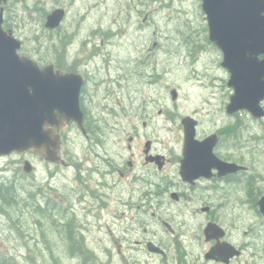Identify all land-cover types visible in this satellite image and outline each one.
<instances>
[{
    "label": "flooded vegetation",
    "instance_id": "1",
    "mask_svg": "<svg viewBox=\"0 0 264 264\" xmlns=\"http://www.w3.org/2000/svg\"><path fill=\"white\" fill-rule=\"evenodd\" d=\"M76 1L68 0L69 3ZM132 4L135 9L139 8L137 13L149 8L147 5L143 6L141 1ZM84 8L90 7L86 5ZM55 9L63 10L64 16L56 28L48 29L45 27L47 16ZM55 9L44 12L42 20L44 31L51 35L50 40L58 48L56 60L49 64L53 65L54 71L60 72L53 74L73 76L76 83L80 82L76 99L82 121L80 125L72 120L63 122L58 130L52 128L59 138L56 163L47 162L33 154H27V158L33 165L32 172L35 169L33 158L58 171L56 181H52L53 177L46 178L48 187L56 191L55 199H51L54 205L47 208L48 199L43 198L44 205L40 202L39 207L45 213H51L62 249L78 259V264H98L101 261H95L97 254L122 253L129 249L145 251L151 259L155 258L156 261L152 264H157L158 258L160 264H172L168 263L170 254L174 255L173 264H183L186 259L183 254L192 253L201 254L203 264H225L206 260L205 254L216 244H228L239 251L240 255L231 258L226 264H239L245 252L253 246L254 225L249 226L247 223L244 227L240 226L236 214H223V205L234 204L233 198L237 195L239 197V192L247 196V190H251L252 177L241 179L247 174L249 166L238 159L237 150L229 144V125L224 127L226 131L222 133L217 125L211 131L200 133L202 123L198 111L194 109L185 114H175L176 102H173V107L165 112L167 121L175 125L173 143H159L155 137L156 128L152 124L156 123L158 117H162V111L158 110L156 114L153 112L158 104L153 98H149L144 112L133 113V117L129 118L130 125L135 123L130 127L131 134L124 135L120 124L112 125L109 129V124L106 123L108 115H120L114 107V110L109 108L110 101H114L110 91L115 86L112 80L114 73L107 67L115 68L113 71L117 79L124 82L123 85H116L123 88L126 87L127 74L130 77L133 74L121 73L126 70L125 62H136L135 57L143 52H146L147 58L151 57L150 52H156L161 36L159 28L150 17L152 10L149 9L140 22H113L112 25L103 27L99 23L90 24L86 21L66 22L69 10L63 7ZM120 24L129 26L124 27V30ZM206 29V40L210 43L207 22ZM168 36L172 37L170 34ZM42 38L49 41L44 35ZM116 39L122 43L120 47L123 50V57H112L113 61L118 60L117 65L106 63V57L110 55L107 47ZM146 43L150 47L145 49ZM218 51L222 57V52ZM81 52L86 54L84 58L80 57ZM127 55L134 58L120 64L121 58L126 59ZM99 60H103L102 66L96 64ZM147 72L145 70V73L138 74L151 80L158 76V73ZM205 74L208 75L207 78L196 76L197 81L207 87L212 85L214 90L220 89L218 78L227 86L230 77L227 72L222 73L225 75L223 78L221 75ZM210 79L211 85L208 84ZM138 84L140 85L139 81ZM172 90L175 89L170 92ZM229 92L233 93L232 89ZM260 106L264 110V101ZM240 112L246 111L228 115V119L236 118V114ZM249 116L251 117L250 114ZM185 118L196 122V140L216 136L212 152L218 160L244 166L245 170L222 176L217 169L211 168L208 177L184 180L180 171L184 160L182 120ZM137 121L141 123L140 131L136 127ZM118 126L121 131L116 137H111L114 132H118ZM236 134L237 131L233 141L238 143L241 140ZM223 142L225 146L229 144L230 148L221 149ZM165 147L169 150H163ZM239 187L243 188L239 190ZM209 225L215 226L216 233H221V236L217 239L208 236L207 240L205 230ZM147 228L152 236L143 235L148 233ZM149 243L161 248L165 255L151 254L147 249ZM176 254L181 256L176 257ZM114 261L107 259L103 264H113Z\"/></svg>",
    "mask_w": 264,
    "mask_h": 264
},
{
    "label": "rangeland",
    "instance_id": "2",
    "mask_svg": "<svg viewBox=\"0 0 264 264\" xmlns=\"http://www.w3.org/2000/svg\"><path fill=\"white\" fill-rule=\"evenodd\" d=\"M140 1L143 6L147 5L149 8L146 7L142 13H137L139 8L135 9L132 3H140ZM86 5L90 8L85 9ZM4 7V18L9 17L7 22L10 25L4 28L10 29L14 37L21 41L19 54L32 59L41 67L56 60L58 53L57 46L49 38L51 35L43 29L44 12H50L55 7H63L69 10L66 22L86 21L108 27L113 22L123 23L130 20L140 22L145 13L151 9L150 17L159 28V32L158 29L156 31L161 36L159 39L157 37L159 44L156 52H150V58H147L146 52H143L135 57L136 62H125L126 70L121 73L133 74L132 77L127 74L126 87L123 88L120 85L124 82L117 79L113 71L115 68L107 67L111 73H114L112 80L115 86V89L110 91L114 101H110L109 108L114 107L115 111L120 113L119 116L108 115L109 118H105L106 123L109 124L108 128L120 124L124 135L131 134L130 127L135 123L130 125L129 118L133 117V113L144 112L150 101L149 98H153L158 103L153 112L156 114L158 110L162 111V117H158L156 123L152 124V127L156 128L155 137L159 143H173L176 134L173 131L175 125L169 123L165 115V112L173 107L171 105L173 102H176L175 114H185L194 109L198 111L202 123L200 133L215 129V125L222 133L226 131L224 127L229 125L227 129L229 144L237 150L238 159L249 166L247 174L241 179L247 176L252 179L251 190H247V196L239 192V197L237 195L233 198L234 204L223 205V214H236L240 226L244 227L247 223L249 226L254 225L253 246L245 252L239 264H264V216L258 213L257 207L258 200L264 194V120L255 121L246 112H240L236 114V118L228 119L230 117L225 113V105L231 92L222 79L218 78L220 89L215 88V90L211 85L212 79L208 82L211 85L208 88L197 81L196 76L207 78L208 75L205 73L221 75L223 78L225 75L222 73L227 72L220 66L222 57L219 51L206 40V21L201 11L200 0H77L74 3H69L68 0H9ZM128 26L120 24L124 30H126L124 27ZM167 32L172 36L171 38ZM42 35L49 41H45ZM35 36L37 38L34 41ZM121 44L116 39L107 47L110 55L106 57V63L118 64V60L113 61L112 57H123ZM148 47L150 44L146 43L145 49ZM85 55L83 52L80 53V57L84 58ZM130 58L134 56L127 55V58H121L119 63L122 64ZM102 61H96V64L102 66ZM145 70L148 71L147 73H158V76L151 80L138 74L145 73ZM134 80L137 81L133 83ZM117 83L120 85H116ZM171 89L177 92L175 101L171 99ZM118 127V132H114L111 137H116L121 131L120 126ZM136 127L140 131L141 123L137 121ZM238 130L242 133V140L236 143L233 137ZM222 137L224 138L223 134ZM229 144L225 146L223 142L220 145L221 149H229ZM175 147L177 148V145ZM163 150L169 149L165 147ZM24 160L29 161L27 154L22 156L13 153L0 158V186L13 185L17 191V198L11 205L4 203L0 198V252L7 257H13L16 264H78V259L62 249L61 239L55 231L51 213H45L39 207L40 202L43 204V198L48 199L47 208H51V204L54 205L51 199H55L56 191L48 187L46 178L53 177L52 181H56L55 175L58 171L33 158L35 169L31 174H25L22 171ZM242 188L239 187V190ZM147 229L148 233L143 235L152 236L149 228ZM96 256L95 261H101L98 264H103L107 259L115 260L113 264L140 262L152 264L156 261L145 251L130 249L122 253ZM173 256V254L169 255L168 263L173 264ZM177 256L181 255L176 254ZM183 256L186 257L183 264H203L201 254L192 253ZM157 264H160L159 258Z\"/></svg>",
    "mask_w": 264,
    "mask_h": 264
},
{
    "label": "water",
    "instance_id": "3",
    "mask_svg": "<svg viewBox=\"0 0 264 264\" xmlns=\"http://www.w3.org/2000/svg\"><path fill=\"white\" fill-rule=\"evenodd\" d=\"M0 0V158L10 154H33L47 162L58 161L59 138L57 130L63 122L74 120L79 125L82 115L77 94L80 87L73 76L60 75L52 64L40 68L33 60L20 56V40L10 29L3 28V6ZM205 15L208 38L222 52L221 67L229 73L227 86L232 89L226 114L248 112L254 119H263L264 110V0H200ZM64 12L53 10L45 27L56 28ZM176 100L175 90L170 92ZM180 174L184 180L208 177L211 168L219 175L245 170L236 164H227L213 155L216 136L202 141L195 139L196 122L185 118ZM33 165L24 160L22 171L30 174ZM258 212L264 216V194L257 202ZM215 226L205 230L208 236L218 238ZM150 253L165 255L164 251L149 243ZM240 255L228 244H216L206 254V260L222 263Z\"/></svg>",
    "mask_w": 264,
    "mask_h": 264
},
{
    "label": "trees",
    "instance_id": "4",
    "mask_svg": "<svg viewBox=\"0 0 264 264\" xmlns=\"http://www.w3.org/2000/svg\"><path fill=\"white\" fill-rule=\"evenodd\" d=\"M4 14H5V7H4ZM8 18H4L3 25L5 28H8L10 26L9 23L7 22ZM36 38L37 36L34 37V41L36 40ZM241 134H242L241 131L238 130L236 137L238 136L239 140H242ZM0 198L4 203L11 205L12 201L16 200L17 198V191H15L14 186L13 185H8L6 187L0 186ZM0 264H16V263L14 262L13 257H7L0 252Z\"/></svg>",
    "mask_w": 264,
    "mask_h": 264
},
{
    "label": "bare ground",
    "instance_id": "5",
    "mask_svg": "<svg viewBox=\"0 0 264 264\" xmlns=\"http://www.w3.org/2000/svg\"><path fill=\"white\" fill-rule=\"evenodd\" d=\"M191 80V79H190ZM207 87V86H206ZM208 88V87H207Z\"/></svg>",
    "mask_w": 264,
    "mask_h": 264
}]
</instances>
